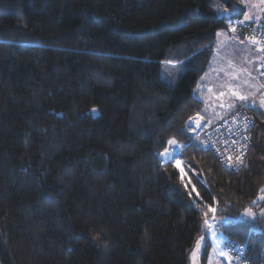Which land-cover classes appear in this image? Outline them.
Returning a JSON list of instances; mask_svg holds the SVG:
<instances>
[{"label": "trees", "instance_id": "obj_1", "mask_svg": "<svg viewBox=\"0 0 264 264\" xmlns=\"http://www.w3.org/2000/svg\"><path fill=\"white\" fill-rule=\"evenodd\" d=\"M243 12L241 0H0V264H190L209 219L264 264V229L243 219L264 207V108L249 105L234 169L187 125L215 33ZM162 62L182 68L173 83Z\"/></svg>", "mask_w": 264, "mask_h": 264}, {"label": "rangeland", "instance_id": "obj_2", "mask_svg": "<svg viewBox=\"0 0 264 264\" xmlns=\"http://www.w3.org/2000/svg\"><path fill=\"white\" fill-rule=\"evenodd\" d=\"M241 4L248 6V13L246 10V15H248L247 18L254 19V21L264 22V0H243V3L241 0ZM218 35L220 39L216 40V49L214 50V53L212 52L209 60V63H211L212 59L213 62L209 64L210 66L208 65L209 68L200 75L197 81V86H199V88L200 86L212 88L213 81H218L222 84V86L215 87V89H219L222 93L211 94V92L208 91L207 94H202V107L207 111L220 108L221 101L228 102V98L232 99L234 96H242L248 93L252 96L256 90V82H258L256 79L257 75L255 74L258 68H255V62L251 58H241L239 50L236 47L233 48L234 44L230 40H232L233 38L231 37L235 35L231 34L232 36L230 37V34L228 33L227 35L225 31H220ZM238 43L241 46L242 43L250 45L249 50L251 49L252 45L251 43H248V41H239ZM181 72V67H174L171 63L167 64L166 62H162L161 78L167 83H173ZM246 102L248 106L251 104L249 101ZM193 116L199 117L198 114H194L191 117ZM190 118L187 121V125L191 134V140H200L201 135L197 134L200 125L199 123L197 124L196 120H190ZM206 123H209V121ZM173 155L167 156L163 161L170 159ZM263 196L264 194L262 193L260 195L261 199ZM245 218L246 221L253 226L264 229V207L256 210L247 209L243 216V219ZM259 218H261L260 225H254L251 223V221L256 219L259 220ZM211 220L212 219L205 221L204 232L197 238L196 243L190 252V264H225L229 261V255L226 251V245L229 239L225 233L217 227V219L215 222H212ZM203 252H205V259L201 261Z\"/></svg>", "mask_w": 264, "mask_h": 264}, {"label": "built area", "instance_id": "obj_3", "mask_svg": "<svg viewBox=\"0 0 264 264\" xmlns=\"http://www.w3.org/2000/svg\"><path fill=\"white\" fill-rule=\"evenodd\" d=\"M229 29L235 36L259 46L261 50L259 79L264 89V23L239 19L230 22ZM191 119L199 123L200 129L197 134L201 135L203 142L213 151L222 166L234 169L243 163L251 145L250 130L254 121L247 102L237 104L215 122L206 123L198 116ZM166 153L170 156L174 149L169 147ZM226 251L229 255V264H252L245 255L243 244L229 242Z\"/></svg>", "mask_w": 264, "mask_h": 264}, {"label": "crops", "instance_id": "obj_4", "mask_svg": "<svg viewBox=\"0 0 264 264\" xmlns=\"http://www.w3.org/2000/svg\"><path fill=\"white\" fill-rule=\"evenodd\" d=\"M242 3H243V0H242ZM242 6L244 7V12H243L242 16L243 17L244 16L247 17L248 15H246V14L248 13V10H249L248 6L245 5V4H242ZM246 10H247V13H246ZM219 12L223 13V10L222 11L219 10ZM245 17H244V19H245ZM247 20H254V19L247 18ZM220 31H225V33L228 35V32H227L226 29H220V30L216 31V33H215V43H214V47H213V51H212L213 53H214V50L216 49V40L220 39V37H218L220 35V34L218 35V33ZM232 35L230 34V37ZM231 38H233L232 40H230L234 44L233 48L236 47L239 50L240 57L241 58H251L256 64L255 68L256 69L258 68V70L255 73L257 75L256 79L258 80V82H256V90H255V92H254V94L252 96L249 95V93H248V94H245V95H242V96L241 95L240 96H234V98H232V99L228 98V100H229L228 102H222L221 101V107L217 108V109H211V111H207L206 109H204L202 107L201 108V112L197 113V114L199 115V117H201L202 121H204V122H207V121H209V123L210 122H215V121L219 120L220 118H222L225 114H227L237 104H240V103L246 102V101L251 102V104H253L255 106L264 108V89L262 88L261 82H260V79H259V69H260V66H261V50H260L259 46H257L256 44L248 42V43H251V45H252L251 49L249 50L250 45H246L245 43H242V46H241L238 43L239 41L246 42L245 40L237 38L236 36H233ZM212 62H213V59H212L211 63ZM211 63L208 62V65L211 64ZM259 64H260V66H259ZM207 68H209V67L207 66ZM197 85L198 84H196L195 87H194L193 94L200 101L202 100L201 99L202 98V94H207L208 91L211 92V94L212 93L213 94L214 93L218 94L219 92L222 93V91H219V89L218 90L215 89V87L222 86V84L220 82H218V81H216V82L213 81L212 82V88H208V87H205V86H203V87L200 86V88H199V86H197ZM229 261H228V263H225V264H229Z\"/></svg>", "mask_w": 264, "mask_h": 264}, {"label": "snow or ice", "instance_id": "obj_5", "mask_svg": "<svg viewBox=\"0 0 264 264\" xmlns=\"http://www.w3.org/2000/svg\"><path fill=\"white\" fill-rule=\"evenodd\" d=\"M225 11H226V9H225ZM245 19H247V17H245ZM170 143H173V141H170Z\"/></svg>", "mask_w": 264, "mask_h": 264}]
</instances>
